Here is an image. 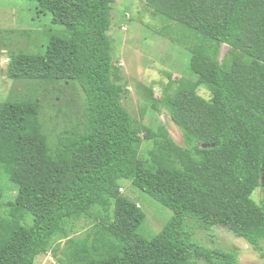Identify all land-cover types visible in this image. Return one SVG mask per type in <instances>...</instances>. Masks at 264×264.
I'll use <instances>...</instances> for the list:
<instances>
[{
    "label": "trees",
    "instance_id": "obj_1",
    "mask_svg": "<svg viewBox=\"0 0 264 264\" xmlns=\"http://www.w3.org/2000/svg\"><path fill=\"white\" fill-rule=\"evenodd\" d=\"M30 1L63 33L41 52L11 55L7 74L75 86L82 115L51 147V120L41 118L36 94L4 102L0 173L16 192L3 203L0 186V209L10 206L0 214V264H33L49 250L60 264H235V252L200 237L215 226L264 253V0H144L167 24L160 32L190 52L194 80L169 82L160 97L148 93L155 109L167 108L183 145L165 126L151 135L123 105L109 34L116 0ZM155 136L145 162L141 138ZM122 179L172 211L150 238L139 233L146 213L121 193ZM80 217L94 221L85 243L67 226Z\"/></svg>",
    "mask_w": 264,
    "mask_h": 264
},
{
    "label": "rangeland",
    "instance_id": "obj_2",
    "mask_svg": "<svg viewBox=\"0 0 264 264\" xmlns=\"http://www.w3.org/2000/svg\"><path fill=\"white\" fill-rule=\"evenodd\" d=\"M164 25H167L164 21L151 16L144 0H116L109 30L114 42L113 62L119 68V82L127 89L122 99L123 105L132 115L140 118L151 128V135L156 134L157 127L165 126L174 142L183 145L182 133L172 121L167 108L160 105L155 109L148 97L149 92L153 97H160L169 82L181 77L194 80L189 70L190 52L183 44L160 32ZM63 29L62 25L52 23L51 14L39 13L35 3L30 0H0V111L5 101L22 100L36 94L41 104V118L51 120L45 127L51 147H54L56 134L60 130L81 123V99L78 91L75 86H66L64 83L49 85L15 80L7 74V63L9 57L16 53L43 51L49 39L55 35H62ZM226 49L227 46L224 45L223 51ZM198 93L205 97L209 96L206 87L198 88ZM143 107L145 111L141 115ZM65 124L67 125L64 126ZM156 139H158L156 136L141 138L140 156L145 162L152 160L150 152L156 151ZM119 183L121 193L139 203L146 213L139 233L150 238L168 221L172 211L134 189L129 180L122 179ZM0 186L3 189V203L12 200L16 190L2 173ZM252 197L259 202L260 188ZM4 205L0 209V214L8 213L10 210V206ZM5 219L7 222L10 221L8 218ZM68 223L69 236L85 243L93 227V219L80 217L69 220ZM211 232L209 237L205 231L200 234L203 242L225 251L235 252L237 255L235 264H264L263 252L255 250L245 239L237 237L226 227L215 226ZM56 241H60L62 245L64 239L55 236L53 243ZM33 264L60 263L49 250L38 255Z\"/></svg>",
    "mask_w": 264,
    "mask_h": 264
}]
</instances>
